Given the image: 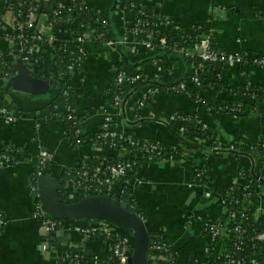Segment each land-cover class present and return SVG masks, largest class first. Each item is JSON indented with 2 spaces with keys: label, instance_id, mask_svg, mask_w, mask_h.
<instances>
[{
  "label": "crops",
  "instance_id": "crops-1",
  "mask_svg": "<svg viewBox=\"0 0 264 264\" xmlns=\"http://www.w3.org/2000/svg\"><path fill=\"white\" fill-rule=\"evenodd\" d=\"M53 1L68 4L73 0H39L41 12L48 14ZM86 1L109 26L107 39L120 44L109 48L103 43L106 38L92 37L89 33L82 41L76 39L81 62L77 67H68L67 73L68 84L76 97L75 113L80 118L85 140L78 145L66 142L62 122L46 116L44 106L49 102V96L35 98L13 94L11 99L16 106L13 111L17 120L7 123L0 117V157L13 148L20 154L14 164L2 163L0 167V264H62L42 249L46 239L57 253L82 249L101 259L107 256L109 249L100 234L81 235L70 228L69 231L55 233L53 242L49 240L33 216L30 194L31 171L37 166L40 152L51 157L40 176L43 177L42 188L48 190L57 185L58 192L66 173L80 169L87 158L99 163L102 170L108 157H128L124 151L114 153L105 144H96V136L106 114L115 119L117 129L123 133L147 141L160 139L185 151L188 158L182 162L142 157L144 162L136 170L132 197L147 231L160 232L175 250L174 264H209V250L204 246L202 226L204 222L223 218L224 188L232 184L240 173H249L256 180L264 181V163H257L245 154L229 158L235 152L219 148L239 138H260L264 134V103L261 115L233 120L209 113L181 92L160 91L149 100L146 109L137 114L133 103L146 88L156 84L173 86L172 83L186 74V67L183 61L173 59L172 64L164 66L163 62L171 60L168 55L146 50L140 40L127 35L132 19L129 7L136 3L142 10L151 9L187 31L200 26L203 34L211 35L210 47L217 53L239 54L250 61L264 58V0ZM42 13L34 19L39 29L44 26ZM10 22L7 0H0V50L5 52L6 48L10 50V43L4 37V28ZM54 36L57 41L72 38L69 23H61ZM53 44L40 48V57L46 56L51 63ZM6 55L11 64L18 60L9 52ZM124 64L135 66L143 75L140 82L121 91L120 104L116 108L108 100L107 93ZM51 79L58 81L56 76ZM228 84L263 86L264 68L251 64L233 65L229 67L226 78ZM4 86L5 82L1 81L3 98L8 97L4 94ZM216 95L218 98L245 101L242 95L235 97L223 92ZM179 113L196 115L215 130L217 141H196L190 145L183 142L179 134L171 131L168 122L170 116ZM203 173L204 184H201L203 180L201 182L198 177ZM137 181L142 183L137 184ZM254 203L264 216V190L258 193ZM88 222L77 221L70 226H86ZM125 235L131 238L127 233Z\"/></svg>",
  "mask_w": 264,
  "mask_h": 264
},
{
  "label": "trees",
  "instance_id": "trees-1",
  "mask_svg": "<svg viewBox=\"0 0 264 264\" xmlns=\"http://www.w3.org/2000/svg\"><path fill=\"white\" fill-rule=\"evenodd\" d=\"M10 0H7L9 2ZM133 3V2H131ZM79 4H84L87 6V9L82 12H75L71 14H66L62 12L60 21L64 22L66 19H71L69 25L71 27L73 36L70 39H59V41L55 42L52 47V51L50 53L53 62L51 63L46 56H41L39 59V63L37 66H34L29 70L30 74L38 79L48 80L53 76H56L57 80L60 82V88L55 95H50L49 102L44 106V110L46 112V116L52 120H59L62 122L64 127V139L66 142H69L71 145H76V141L79 140L81 143L85 140V137L81 133L80 129V118L76 116V121L79 123L78 125L72 124V121L67 119V113L65 112L66 106H71V108L75 112L76 105V97L68 84L69 74L67 73L68 67H77L79 66L80 55L77 51L76 39L80 34H87L94 36H102V38H106L109 34V26L106 21L103 20V16H101L94 7L88 5L86 0H73L71 3H68L66 6L74 7ZM55 1L50 5V9L48 10V14L52 12L54 7H56ZM133 8H130L131 18H140L144 19L150 23H157L156 18L161 19L162 25L157 27L150 28L152 32H158L160 37H163L169 46H176L177 48H185L188 50H192L194 45L199 43V36L203 33L202 27L195 26L191 31H187L174 25L172 21L167 20L165 17L154 13L151 9H146L145 11L136 4L133 3ZM89 7V8H88ZM142 13L143 15H138ZM167 22V24H166ZM93 32V33H91ZM152 42L155 45L153 51L164 52L166 55L171 58L169 62L164 63V66L172 64L173 60H181L185 64L186 74L180 78V80L176 81L173 86L160 85L156 84L152 87H157L161 92L168 91L170 88H176L180 83H183L185 88L184 91L189 94L188 99L195 101L199 106L204 107L205 109H210L212 114H218L227 116L233 120L237 119H247L253 116L261 115L264 103V85L263 86H236L232 84L226 85V78L228 76L229 67L223 65L222 63H205L203 71L199 74V86H196L195 82L192 81L193 78V65L199 63V59L197 55H194L193 58L189 59L179 54L178 52L165 51L157 44L154 43V36L152 38ZM213 50V48L211 47ZM215 51V50H213ZM216 52V51H215ZM242 56V55H241ZM243 57V56H242ZM79 59V61H78ZM173 59V60H172ZM238 66L250 65L249 61L244 58ZM11 63L4 56L0 58V73H9L11 74ZM122 70H124L128 75H143L141 70H136L135 66L123 65ZM137 84V83H136ZM130 86L124 84L122 87H117L115 85V78L113 80L112 86L108 90V100L113 104L114 97L116 95H120L121 91H124L127 88H131ZM67 93V96L64 93ZM223 92L233 95L235 97H241L245 99V101H238L237 99H226V98H218L217 93ZM3 95L0 90V103L2 105H7L10 107V104H7L6 101L2 100ZM135 102L133 103V107H135ZM149 102V101H148ZM147 102V104H148ZM12 104V103H11ZM146 104V105H147ZM145 105V107H146ZM219 108H225L226 110H233V114L231 115L227 111H221ZM146 109V108H144ZM113 123L115 124V119H113ZM171 127V131L179 134L182 137L183 142L186 144H194L196 141L203 142L208 140H216L215 130L210 128L208 125L203 123L196 115L188 114V113H179L174 115V120L169 123ZM203 126H206L203 129ZM78 129V134H76V130ZM183 129V133H180L179 130ZM100 130V129H99ZM125 135L131 137L132 141L143 140L142 137H137L133 135H129L126 133ZM109 140L100 142L96 141V144H109ZM150 143H157L162 148V153L171 155L175 161L182 162L186 158H188L187 154L181 147H172L169 144L164 143L160 139H154L148 141ZM115 143L120 146L124 152L128 153L130 151L132 144H129L127 141L123 139H116ZM264 145V134L256 139H245L239 138L236 142L229 143L225 145L226 147L233 146L235 153L229 155V158H237L241 154L249 155L254 158V160L259 163H264V149L262 148ZM119 151H121L118 148ZM115 151V153H119V151ZM209 154H214L213 152H208ZM6 156L10 159V164H14L16 159L20 157L19 151L15 152L13 148L11 152L6 154ZM17 157V158H16ZM123 157H119L117 155L108 157L107 163H113L117 160H123ZM157 160V159H154ZM135 164L133 169L128 176L131 178L136 175V170L140 165L143 164L142 157H136ZM86 167L91 174H98V170L101 169L99 163L94 160H88L86 165H82ZM76 168L75 170H78ZM203 167H201V171ZM37 172L38 166L34 167L31 171V184H35L37 180ZM203 172V171H202ZM201 178V182L204 179V173L199 176ZM66 180V175L63 179H61V185L64 184ZM201 184H204V180ZM246 187H248L246 189ZM264 190V182L258 181L253 178L249 173H240L237 176L236 180L229 184L224 188V196L228 201V213L223 216L221 221L225 223L226 228L233 230L238 227L239 232L227 234L224 239L220 242L219 245V253L222 255L228 254L233 259L240 262V264H251V261H254L255 264H264V242L257 241L256 235L264 232V216L257 210V207L254 203L259 192ZM59 199H63L62 196L58 195ZM131 212L139 214L138 212L133 211L129 208L130 201L129 195L127 197L123 196L121 198ZM231 218H233L231 220ZM88 221V220H86ZM69 224L76 223L77 221H66ZM203 228V226H202ZM46 239V238H44ZM148 240L149 244L152 245L154 242H164L168 244L169 242L160 232H152L148 231ZM203 242L204 246L210 249H214L215 245L211 243V237L206 232L203 231ZM175 250L173 249V253ZM211 252V250H210ZM69 253L78 254L83 256V262L86 264H92V256L85 252L82 249L71 250ZM107 256L112 257V252L109 250ZM149 264H168L165 261L164 254L159 250H153L151 252ZM214 264H222L223 260L217 259L213 260ZM109 264H117L116 260L112 258V261Z\"/></svg>",
  "mask_w": 264,
  "mask_h": 264
},
{
  "label": "built area",
  "instance_id": "built-area-1",
  "mask_svg": "<svg viewBox=\"0 0 264 264\" xmlns=\"http://www.w3.org/2000/svg\"><path fill=\"white\" fill-rule=\"evenodd\" d=\"M67 4H58L50 14H45L41 12V5L39 0H10L7 2L8 14L11 16V22L7 24V28H4V37L6 41L10 43V50H7L10 54L14 55L21 63L28 69H32L34 66H37L40 59V48L46 44H53L57 41L54 36V32L57 27L63 23L59 22L62 12L66 14H71L75 12H82L87 9V6L84 4H79L74 7L66 6ZM133 8V5L131 6ZM89 8V7H88ZM44 15V26L42 29L36 27L34 19L38 14ZM138 15H143L139 13ZM168 20V19H167ZM71 19H66L64 22H70ZM157 23H150L144 19L132 18L130 22V28L127 31V35L140 40L141 46L149 51H153L155 45L152 42L154 36V43L159 46V48L165 51L178 52L186 58H193L194 55H197L199 63L193 65V78L192 81L195 82L196 86H199V74L204 69L205 63H222L228 67L233 65H238L244 61L243 57L239 54L229 56L222 53H217L213 51L210 47V34H201L199 36V43L194 45L192 50L183 48H177L176 46L167 45L165 39L160 37L158 32H152L150 28L157 27L162 25V21L159 18H156ZM167 24V22H166ZM93 33V32H91ZM94 37V35H91ZM86 35L80 34L77 38V41H82ZM103 43L109 47L113 48L116 45L120 44L117 41L111 39L103 40ZM5 51L0 50V58L7 56ZM79 61V59H78ZM251 65L264 68V58H255L249 61ZM11 74L9 73H0V82H6ZM51 79V78H50ZM142 80L141 75L130 76L124 70L119 69L115 77V85L117 87H122L124 84L135 85L136 83ZM184 84L180 83L176 88H170L169 91L181 92L186 97H189V94L184 91ZM160 90L157 87L146 88L135 102V111L137 114L141 113L147 102L155 97ZM67 96V93H64ZM12 95L2 98L5 100L7 105H2L0 103V117L4 119L7 123H14L17 120L13 109L16 108L14 102L12 101ZM120 95L114 97V107H119L120 104ZM12 103V104H11ZM209 113L212 114L210 109H206ZM221 111H227L231 115L233 110H226L225 108H219ZM65 112L67 113V119L72 121V124L78 125L76 121V116L74 110L71 106H66ZM174 120V116L168 118V122L171 123ZM206 126H203L205 129ZM78 129L76 134H78ZM180 133H183V129L179 130ZM116 125L113 123V117L111 115H104L101 122V127L96 140L103 142L109 140V144L105 145L111 152L121 150L119 152L125 151L120 146L115 143L116 139H123L131 145L130 151L127 153L128 157L123 160H117L113 163H106L104 167L98 170V174H91V172L84 166L80 169L75 170L71 169L66 173V180L64 184L60 185L58 195L63 197V201L72 203L79 200H82L91 196H106L111 197L118 201H123L121 198L123 196L127 197L129 195L130 205L129 208L133 211L136 210L135 202L132 197V191L135 187V182L133 177H129L130 173L135 164L136 157H145L147 159H157V160H168L173 161L174 158L171 155L163 154L162 148L157 143H150L147 140H136L132 141L131 137L125 135ZM81 144L79 140L76 141V145ZM264 149V145H262ZM219 149H222L227 152H236L233 146L226 147L222 146ZM185 152V151H184ZM88 159V158H87ZM86 159V161H87ZM51 157L49 154L40 152L37 156V166L38 172L37 177L39 178L45 171L46 165L50 162ZM264 161V160H263ZM10 159L5 155L0 157V167L2 163H9ZM86 165V164H85ZM198 177V175H197ZM37 178V179H38ZM37 181V180H36ZM142 182L137 181V184ZM248 187H246L247 189ZM30 194L32 196V207H33V216L39 221L41 227L43 228L46 235L52 233H57L60 231H69L72 228L75 232L80 233L81 235H102L103 241L107 244L108 249L112 252V257L106 256L101 259L97 256H92V264H109L114 258L117 264H128L130 257V250L133 246V240L122 234L120 228L114 227L109 223L101 220H89L86 226H70L69 223L63 220H53L45 215L40 207L39 195L36 189L35 184L30 186ZM209 196V193L206 194ZM124 202V201H123ZM224 207V215L228 213V201L225 199L222 202ZM233 218H231L232 220ZM2 226V221L0 220V228ZM203 231L206 232L211 237V243L215 245L214 249L209 250V264H214L211 262L213 260L221 259L223 260L222 264H240L239 261L233 259L228 254L222 255L219 253L220 242L224 237L230 232L236 233L239 232V228L236 227L233 230L227 229L225 223L220 220L213 222H204ZM49 236H47L48 238ZM257 241L264 242V232H261L256 235L255 238ZM48 243L47 239L42 246L44 251L50 253L52 258H55L57 261H60L62 264H86L83 262V256L78 254H71L69 252L57 253L51 245ZM153 250L161 251L165 256V261L168 264H174L175 253H173V248L171 245L164 242H154L152 245L149 244L147 259L150 261L151 252ZM251 264H255L254 261H251Z\"/></svg>",
  "mask_w": 264,
  "mask_h": 264
},
{
  "label": "water",
  "instance_id": "water-1",
  "mask_svg": "<svg viewBox=\"0 0 264 264\" xmlns=\"http://www.w3.org/2000/svg\"><path fill=\"white\" fill-rule=\"evenodd\" d=\"M59 88L60 82L38 79L30 74L20 60H16L11 65V76L5 82L4 94L42 98L55 95ZM42 179L39 177L36 181V189L45 215L63 221L101 220L120 228L133 240L128 264H149L148 231L140 216L131 212L125 202L106 196H91L68 204L58 198L57 185L53 189L42 188ZM48 236L53 242L56 235L52 233Z\"/></svg>",
  "mask_w": 264,
  "mask_h": 264
},
{
  "label": "rangeland",
  "instance_id": "rangeland-1",
  "mask_svg": "<svg viewBox=\"0 0 264 264\" xmlns=\"http://www.w3.org/2000/svg\"><path fill=\"white\" fill-rule=\"evenodd\" d=\"M66 203L69 204V202H66ZM120 232H121L122 234H126V232H125L124 230H122V229H120Z\"/></svg>",
  "mask_w": 264,
  "mask_h": 264
}]
</instances>
